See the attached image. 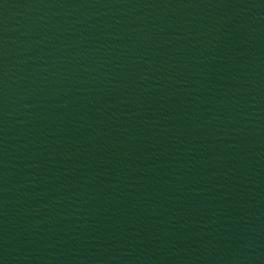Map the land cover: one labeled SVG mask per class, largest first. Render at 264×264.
<instances>
[{
  "label": "water",
  "instance_id": "water-1",
  "mask_svg": "<svg viewBox=\"0 0 264 264\" xmlns=\"http://www.w3.org/2000/svg\"><path fill=\"white\" fill-rule=\"evenodd\" d=\"M264 41V0H0V71L177 40Z\"/></svg>",
  "mask_w": 264,
  "mask_h": 264
}]
</instances>
